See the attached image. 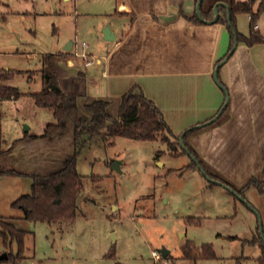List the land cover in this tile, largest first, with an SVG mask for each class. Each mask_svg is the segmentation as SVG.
I'll return each instance as SVG.
<instances>
[{
	"label": "rangeland",
	"instance_id": "rangeland-1",
	"mask_svg": "<svg viewBox=\"0 0 264 264\" xmlns=\"http://www.w3.org/2000/svg\"><path fill=\"white\" fill-rule=\"evenodd\" d=\"M212 1L216 0H205L204 5ZM116 5V0H0V71L19 72L0 85L23 93L0 102L4 149L27 133L41 134L52 120L51 112L36 107L28 96L42 90V56L63 52L74 40L86 42L87 52L98 54L103 30L125 24L114 15ZM234 24L238 33L249 34L247 14H236ZM256 30L264 38V13ZM69 52L70 58L59 61L66 71L71 69L69 61L79 60L72 47ZM112 142L100 139L80 150L76 169L82 187L72 220L52 224L24 220L11 203L29 192L31 180L0 177V217L26 232L22 259L15 264H259L256 238L258 216L264 228V192L251 185L243 196H236L227 187L210 184L189 168L191 157L173 155L162 139L118 137ZM55 147L69 149L65 141ZM28 157L16 147L0 162L27 170L35 156L30 161ZM115 162L119 171L112 168ZM206 243L213 258H183L187 245L200 251ZM161 248L169 251L168 257L161 256ZM153 251L159 258L152 256ZM17 252L15 240L5 243L0 237V254H10L0 264H14L11 258Z\"/></svg>",
	"mask_w": 264,
	"mask_h": 264
},
{
	"label": "crops",
	"instance_id": "crops-1",
	"mask_svg": "<svg viewBox=\"0 0 264 264\" xmlns=\"http://www.w3.org/2000/svg\"><path fill=\"white\" fill-rule=\"evenodd\" d=\"M116 4L114 15L125 24L108 28L114 39L102 38L98 54L87 52L97 62L69 61L67 74L81 75L85 94L93 98L120 97L130 89L141 92L160 110L175 136L216 115L225 90L229 97L225 114L192 135L189 143L237 188L253 178L262 180L264 44L237 43L218 69L222 90L213 72L230 46L225 25L190 22L194 0H116Z\"/></svg>",
	"mask_w": 264,
	"mask_h": 264
},
{
	"label": "trees",
	"instance_id": "trees-1",
	"mask_svg": "<svg viewBox=\"0 0 264 264\" xmlns=\"http://www.w3.org/2000/svg\"><path fill=\"white\" fill-rule=\"evenodd\" d=\"M197 1L194 0V3L196 4ZM204 1L200 6V16L205 21H210L214 17V2L220 1L227 4L230 15L229 22L227 21V10L221 5L218 6L216 21V23L225 25L230 33V46L223 58L232 49L235 39L238 43L241 42L246 46L264 44V38L255 28L257 19L264 13V0H216L206 6ZM239 13L247 14L249 17L250 32L246 36L238 33L235 28L234 18ZM187 19L193 24H204L195 12ZM68 55H70L69 52L43 55L39 70L42 90L28 94L36 107L48 110L52 114V120L45 123L42 133H27L4 149L0 123V159L16 147H22L23 152L25 154L27 152L30 157L32 156V159L35 156L31 163L32 166L27 170L7 166L0 162V177H26L31 180L29 192L11 203L12 207L22 212L24 220L52 224L75 218L76 200L82 187V177L77 172L76 161L80 150L88 142L100 139L109 145H112V141L118 137L143 142L162 139L167 142L173 155L186 154L192 158L189 168L200 173L204 171L207 177L231 189L232 194L243 196V191L251 185L255 186L260 193L264 192V171L262 180L253 178L242 188H236L198 156L190 145L189 139L201 131L204 126L186 129L182 137L184 149L177 152L176 149L180 146L178 136L172 133L156 105L141 92L130 89L122 96L112 98H93L86 95L81 75L70 76L60 67L59 61ZM223 58L218 60L216 65ZM14 73L19 72L9 69L1 70L0 82L10 79ZM22 95L23 93H20L15 87L0 85V102L16 100ZM226 110L227 106L216 120H219ZM64 141L67 142L69 149L53 148ZM52 149L60 151L59 154L52 156V151H54ZM35 151L37 153L32 154ZM30 157H28L29 161ZM210 184L216 183L210 182ZM262 230L264 236L263 226ZM25 234V231L16 228L6 218L0 217V237L5 243L10 239L11 241L15 240L18 245L16 256L11 258L14 264L22 259ZM256 239L261 249L258 262L264 264V242L259 231ZM253 241L255 242V240ZM191 245L189 244L183 249V258L197 260L215 256L209 243L203 244L200 251H195ZM7 256V260L10 259L9 253Z\"/></svg>",
	"mask_w": 264,
	"mask_h": 264
},
{
	"label": "water",
	"instance_id": "water-1",
	"mask_svg": "<svg viewBox=\"0 0 264 264\" xmlns=\"http://www.w3.org/2000/svg\"><path fill=\"white\" fill-rule=\"evenodd\" d=\"M202 1H203V0H198L197 3L195 4V14H196V16H197L202 22H204V23H206V24H214V23H216L217 18H218V6H220V5H221V6H224V7L226 8V10H227V21L229 22V20H230V15H229V12H228V9H227V4H225V3H223V2H217V3H215V5L213 6L214 17H213L212 20H210V21H205V20H203V19L201 18V16H200V6H201ZM103 38H104V40H106V41H112V40L114 39L113 34L110 33V31H109L108 28H105V29L103 30ZM237 43H238V42H237V40L235 39V40H234V43H233V46H232V49L230 50V52L228 53V55H227L225 58H223V60H221V62H219V63L215 66V68H214V72H213V78H214V81H215V83H216V84H217L222 90H224V88L221 86V84H220V82H219V80H218V69H219V67H220L222 64H224V63L226 62V60H227V59L230 57V55L233 53L234 49L236 48ZM71 47H72V41H69V42L66 44V46L64 47V50H65V51H70ZM224 93H225V101H224V104L222 105L221 109L219 110V112H218L213 118H211L210 120H207V121L204 122V123H201V124H198V125H196V126H193L192 128H198V127H203V126L209 125V124H211L212 122H214V121L219 117V115L222 113L223 109L227 106V104H228V100H229L228 94H227V92H226L225 90H224ZM184 133H185V131L182 132V133L179 135V143H180V146H181L183 149H184V146H183V144H182V137H183ZM118 165H119V162H115V163L113 164L112 168L115 169V170H117V171H119L120 169H119V166H118ZM201 173L207 178V180H208L209 182H214V183H216V184L222 185L220 182L215 181V180H212V179H210L209 177H207L204 171H202ZM222 186H223V185H222ZM229 190L232 192L231 189H229ZM235 195L237 196L236 193H235ZM241 199L244 200L243 198H241ZM255 212H256V211H255ZM257 216H258V215H257ZM258 220H259V232H260L261 238H262V240H263V242H264V236H263L262 224H261V220H260V217H259V216H258ZM159 253L161 254L162 257L166 258V257L168 256V254H169V251L166 250L165 248H161V249L159 250ZM7 257H8V256H7L6 253L0 254V260H5V259H7Z\"/></svg>",
	"mask_w": 264,
	"mask_h": 264
},
{
	"label": "built area",
	"instance_id": "built-area-1",
	"mask_svg": "<svg viewBox=\"0 0 264 264\" xmlns=\"http://www.w3.org/2000/svg\"><path fill=\"white\" fill-rule=\"evenodd\" d=\"M255 28H256V26H255ZM87 47H88V45L84 41L79 42V41L74 40L72 42L73 56L83 60L85 65H90L92 63L97 62L98 60L96 58H90L89 57V55L87 53ZM152 256L156 259L159 258L158 253L155 251L152 252Z\"/></svg>",
	"mask_w": 264,
	"mask_h": 264
}]
</instances>
